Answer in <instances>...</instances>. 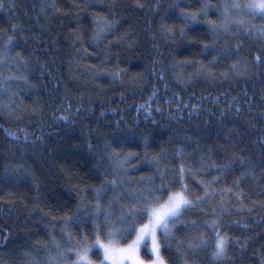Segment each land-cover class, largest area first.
<instances>
[{"label": "trees", "instance_id": "1", "mask_svg": "<svg viewBox=\"0 0 264 264\" xmlns=\"http://www.w3.org/2000/svg\"><path fill=\"white\" fill-rule=\"evenodd\" d=\"M207 2L215 5L219 0ZM3 3L0 43L5 38L3 30L15 24L17 31L8 35L15 36L18 46L10 53L12 62L0 64V78L22 75L27 80L10 81L8 93L0 94V264H26L23 252L29 250H34L37 259L43 258L45 253L35 250L47 247L49 233L60 239L62 218L76 213L78 208L81 216L85 214L84 209L94 203L91 189L99 187L105 172L109 173L108 179L112 178L109 162L102 159L106 156L104 142L96 137L100 133L109 137L115 134V128L108 125L117 121H123L121 130L128 126L145 133L152 143L147 150L149 156L163 150L169 166L180 163L174 157L178 147L189 153L186 160L190 162L197 161L203 151L217 163L226 162L220 157L233 154L248 158L247 168L230 172L214 187L230 188L241 172L248 173L240 181L239 190L233 188L223 197L230 213L224 220L237 221L236 226L227 229L231 235L241 240L251 237L243 251L239 245L229 248L231 264H260L264 257V62L257 64L254 58L260 56L264 61V38L237 34L229 46L243 42L241 71L247 61V74L235 77L229 73L227 80H221L219 75L209 80L197 75L198 62L207 65L214 55L202 54L200 49L199 42H207L209 36L206 22L203 18L186 21L178 14L171 15L179 12L170 7L175 4L181 9L192 5L187 11H197V0ZM97 15L119 21L117 30L99 47L90 43ZM217 15L210 12L208 18L218 23ZM162 23L175 30L173 36L161 35ZM105 45L110 50H105ZM18 52L22 54L20 58L15 56ZM234 59L223 61L212 71L227 72ZM22 61L27 66L18 68ZM184 61L190 65H184ZM117 71L121 73L119 78L112 75ZM161 72L163 79L159 78ZM153 88L156 95L149 101ZM174 94L185 106L182 111L176 101L165 102ZM215 96H221L219 106L210 103V97ZM224 96L237 97L239 115L234 103L231 114L218 119L220 108L228 112ZM197 103L200 111L190 116V105ZM69 104L70 112L66 113ZM146 104H150V112L137 111L136 105ZM209 108L216 116L209 114ZM77 109L93 111L83 121L58 119L61 115H75ZM89 141L92 151L88 149ZM113 148L121 151L119 146ZM129 151L143 159V147H123L124 153ZM136 164L133 160L126 165V176L133 181L151 174V169L131 170ZM187 181L191 186L193 179L189 177ZM220 200L217 195L213 205ZM71 231L79 239L81 229L72 225ZM84 232L88 234L87 229ZM181 235L177 233L178 238ZM88 238L91 243L93 237L88 234ZM92 258L98 260L96 256Z\"/></svg>", "mask_w": 264, "mask_h": 264}, {"label": "snow or ice", "instance_id": "2", "mask_svg": "<svg viewBox=\"0 0 264 264\" xmlns=\"http://www.w3.org/2000/svg\"><path fill=\"white\" fill-rule=\"evenodd\" d=\"M197 2L199 9L195 12L187 11V8H191L192 5H186L183 9L179 7V4L170 6L174 10L179 9L178 13L173 11L171 15L178 14L186 21H199L203 18L206 22L209 36L207 42H199L200 49L202 54L214 55L207 65L202 61L198 62L197 75H203L209 80H214L217 75L221 80H227L229 73L235 77L245 76L248 63L245 61L244 70L241 71L240 56L244 44L242 41H236L229 46V41L233 40L237 34L246 37L257 34L260 38H264V0H219L215 5L208 3L207 0L204 2L197 0ZM4 7L3 0H0V8ZM210 12L218 14V23L208 18ZM255 21L262 23L257 25ZM117 23L119 21L114 18L95 16L90 43L99 47L109 34L117 30ZM17 28L18 25L13 24L10 28L3 30L5 38L0 43V64L12 62L10 53L18 45L15 36L8 33H15ZM179 32L181 36L184 35L183 28L179 29ZM160 33L162 36H173L175 30L162 23ZM123 38L125 37H121ZM105 50H110L107 45ZM21 55L19 52L15 54L16 58H20ZM233 58L235 59L228 66L227 72L218 74L212 71L218 64ZM254 62L259 64L264 61L260 56H256ZM183 63L190 65L189 61ZM26 66L27 62L22 61L18 68ZM112 75L119 78L121 73L117 71ZM153 75L157 74L154 72ZM159 78L163 79V72L159 73ZM12 80H27V77L15 75L0 78V94L8 93ZM155 95L156 90L153 88L149 101H152ZM196 99L203 98L196 97ZM174 101L177 102L178 110L182 111L185 106L179 104L175 94L165 102ZM210 103L219 106L221 96L210 97ZM224 103L228 105V112L220 108L218 119L227 118L231 114L234 103L237 104L236 114L239 115L237 97L224 96ZM70 108L69 104L64 111L68 113ZM136 108L138 112L151 111L150 104L136 105ZM92 111L77 109L75 115H61L58 119L68 121L71 118L73 121L77 119L83 121L85 117L90 118ZM199 111L200 104L190 105V116ZM207 111L210 115L216 116V112L211 108ZM103 116L104 113L101 112L100 118L103 119ZM122 122L117 121L115 125H108L115 128V134L112 136L100 133L96 137L104 142L103 152L106 156L102 159H107L109 162L112 178L108 179L109 173L105 172L99 187L91 189L94 203H90L84 209L83 216L78 208L76 213L62 218L60 222L64 227L60 230L59 240L52 233L48 234L47 247L35 250L43 251L45 253L43 258L37 259L34 250L23 252L26 264H94L92 256L99 259V264H204L205 261L208 264H231L233 258L229 257V248L232 245H239L243 251L247 248L251 237L244 236L241 240L239 236L228 232V227L236 226L237 221L224 220V217L230 213L225 207L226 201L223 197L227 196L233 188L239 190L240 181L246 178L248 173L241 172L240 176L233 180L230 188L217 189L214 186L223 181L230 172L238 168H247L248 158L233 154L220 157L226 162L217 163L209 152L203 151L199 154L197 161L190 162L186 160L189 153L183 147H178L174 149V157L180 163L169 166L165 163L168 157L163 150L159 154L149 156L147 150L152 143L145 133L128 126L121 130L119 125ZM220 123L223 124L224 121L220 120ZM88 135L92 133L89 132ZM113 145L119 146L121 151H116ZM125 146L143 147V159H140L137 152L124 153ZM88 149L93 150L91 141L88 142ZM133 160H136L137 164L133 165L131 170L151 169V174L135 181L126 176L128 171L126 165ZM206 176H210L211 179H204L203 177ZM189 177L193 179L191 186L187 181ZM197 177L200 179H196ZM196 191L201 194L195 195ZM109 192L113 195L109 196ZM217 195L221 196V200L218 205H213ZM193 216L197 218H189ZM72 225L81 229L79 239L71 231ZM241 227L246 228L247 225H241ZM85 229L93 237L91 243L88 234L84 232ZM178 232H182L179 238ZM4 239V247H6L7 237ZM173 244L175 250H173ZM144 257L149 258L144 259ZM260 264H264V257H261Z\"/></svg>", "mask_w": 264, "mask_h": 264}, {"label": "rangeland", "instance_id": "3", "mask_svg": "<svg viewBox=\"0 0 264 264\" xmlns=\"http://www.w3.org/2000/svg\"><path fill=\"white\" fill-rule=\"evenodd\" d=\"M91 259L93 260L94 264H99V259L98 260H95L92 257H91ZM144 259H148V258L144 257Z\"/></svg>", "mask_w": 264, "mask_h": 264}]
</instances>
